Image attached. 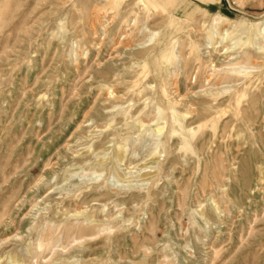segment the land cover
<instances>
[{
  "label": "rangeland",
  "instance_id": "374dc122",
  "mask_svg": "<svg viewBox=\"0 0 264 264\" xmlns=\"http://www.w3.org/2000/svg\"><path fill=\"white\" fill-rule=\"evenodd\" d=\"M0 264H264V0H0Z\"/></svg>",
  "mask_w": 264,
  "mask_h": 264
},
{
  "label": "crops",
  "instance_id": "0c3cea01",
  "mask_svg": "<svg viewBox=\"0 0 264 264\" xmlns=\"http://www.w3.org/2000/svg\"><path fill=\"white\" fill-rule=\"evenodd\" d=\"M198 1H206V0H198Z\"/></svg>",
  "mask_w": 264,
  "mask_h": 264
}]
</instances>
